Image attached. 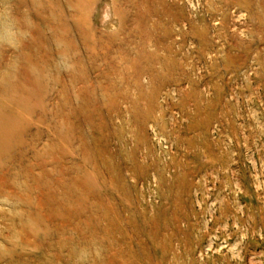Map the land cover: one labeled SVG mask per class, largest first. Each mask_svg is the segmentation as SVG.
Masks as SVG:
<instances>
[{
  "label": "rangeland",
  "instance_id": "obj_1",
  "mask_svg": "<svg viewBox=\"0 0 264 264\" xmlns=\"http://www.w3.org/2000/svg\"><path fill=\"white\" fill-rule=\"evenodd\" d=\"M7 119L0 264H264V0H0Z\"/></svg>",
  "mask_w": 264,
  "mask_h": 264
},
{
  "label": "bare ground",
  "instance_id": "obj_2",
  "mask_svg": "<svg viewBox=\"0 0 264 264\" xmlns=\"http://www.w3.org/2000/svg\"><path fill=\"white\" fill-rule=\"evenodd\" d=\"M7 116V115H6ZM2 121V125H4L5 127H6V134L5 133H3L2 131H1V129H0V147L2 146V147H4L8 142L7 141H9V139L11 138V136H12V130L11 131H9V132H7L8 131V125H7V123H8V119L7 120H1Z\"/></svg>",
  "mask_w": 264,
  "mask_h": 264
}]
</instances>
